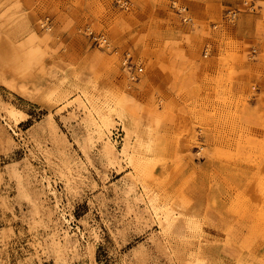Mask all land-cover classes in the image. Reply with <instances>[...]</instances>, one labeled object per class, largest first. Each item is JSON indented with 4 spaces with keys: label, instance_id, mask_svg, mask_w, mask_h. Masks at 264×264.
Segmentation results:
<instances>
[{
    "label": "rangeland",
    "instance_id": "374dc122",
    "mask_svg": "<svg viewBox=\"0 0 264 264\" xmlns=\"http://www.w3.org/2000/svg\"><path fill=\"white\" fill-rule=\"evenodd\" d=\"M123 1L0 0V264H264V0Z\"/></svg>",
    "mask_w": 264,
    "mask_h": 264
},
{
    "label": "built area",
    "instance_id": "2783aa9c",
    "mask_svg": "<svg viewBox=\"0 0 264 264\" xmlns=\"http://www.w3.org/2000/svg\"><path fill=\"white\" fill-rule=\"evenodd\" d=\"M118 2L120 3H126L125 1L123 0H118ZM245 4H247V2H244ZM252 9L253 5L251 4V2L249 3V5ZM173 11L178 14L180 17H181V20L183 22H188L190 21V18L188 17L187 15V8L186 10L182 9V8H175L173 4H171L170 6ZM236 14H237V10L235 9H228L224 15V18H225V21L230 23L231 21H234L236 19ZM45 23V24H44ZM43 23V26H46L48 24V21L45 20ZM87 35L92 37V40L95 41L98 45L100 43H104V37L102 34L98 33V34H94L92 31H89L87 32ZM206 54L204 53V56ZM121 66L123 67V69L126 70V72L128 73V76L130 78V80H136L139 75L143 72V68L142 66H137L134 62H133V59L132 57L128 54V53H124L123 55V59L121 61ZM122 129H119L117 127L116 130H114L112 133H111V139L115 142V143H120L123 139L122 137Z\"/></svg>",
    "mask_w": 264,
    "mask_h": 264
},
{
    "label": "bare ground",
    "instance_id": "6f19581e",
    "mask_svg": "<svg viewBox=\"0 0 264 264\" xmlns=\"http://www.w3.org/2000/svg\"><path fill=\"white\" fill-rule=\"evenodd\" d=\"M9 50V48H8V46H7V48H5V50H3V54H6V52ZM9 52V51H8ZM4 56V55H3ZM2 56V57H3ZM5 58V57H4ZM6 59V58H5ZM108 112V111H107ZM110 113V112H109ZM108 114V113H107ZM107 114H105L104 113V119L107 121V122H110V120H111V117L110 116H108Z\"/></svg>",
    "mask_w": 264,
    "mask_h": 264
},
{
    "label": "crops",
    "instance_id": "0c3cea01",
    "mask_svg": "<svg viewBox=\"0 0 264 264\" xmlns=\"http://www.w3.org/2000/svg\"><path fill=\"white\" fill-rule=\"evenodd\" d=\"M247 31L249 32V37L252 38L256 29L254 28V25L252 24L250 28L247 29Z\"/></svg>",
    "mask_w": 264,
    "mask_h": 264
}]
</instances>
